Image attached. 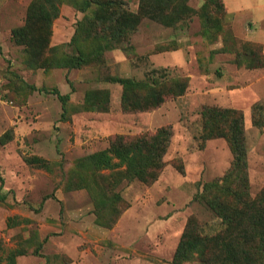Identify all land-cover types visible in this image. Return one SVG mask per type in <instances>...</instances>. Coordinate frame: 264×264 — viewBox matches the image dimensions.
<instances>
[{
    "label": "rangeland",
    "instance_id": "obj_1",
    "mask_svg": "<svg viewBox=\"0 0 264 264\" xmlns=\"http://www.w3.org/2000/svg\"><path fill=\"white\" fill-rule=\"evenodd\" d=\"M31 1L0 0V78L13 98L12 104L0 102V243L6 250L27 251L17 264H173L191 217L204 234L223 226L197 197L233 159L225 138L203 140L204 106L244 112L251 194L264 186V66L248 64L252 44L261 45L264 56L263 43L249 37L259 29L255 16L234 19L224 0H187L193 12L177 27L144 18L128 42L115 44L98 63L45 70L29 67L24 45L12 39V29L26 22ZM125 1L137 10L139 0ZM205 13L212 17L208 32ZM84 15L63 3L50 44L70 42ZM65 49L73 51L70 45ZM153 68H164L159 75L188 76L187 91L149 110H124L123 86L109 77L143 79ZM14 73L38 87L69 92L67 116L62 117L56 94L29 92ZM90 89L106 90L107 110L83 108ZM157 134L165 144L164 165L155 181L102 171L106 191L121 194L128 206L114 225L100 224L90 192L66 189L70 170L77 159L113 140ZM34 155L48 159L50 168L28 164L25 158Z\"/></svg>",
    "mask_w": 264,
    "mask_h": 264
},
{
    "label": "trees",
    "instance_id": "obj_2",
    "mask_svg": "<svg viewBox=\"0 0 264 264\" xmlns=\"http://www.w3.org/2000/svg\"><path fill=\"white\" fill-rule=\"evenodd\" d=\"M211 1L206 0V3ZM65 2L73 4L85 15L78 21L70 42L51 45L53 24ZM191 10L187 0H139L136 11L131 10L125 0H32L26 22L12 29V39L24 45L26 63L31 68H82L103 60L105 52L113 49L115 44L128 42L142 19L149 18L165 26L177 27L192 14L189 13ZM210 18L211 13L204 14L205 32H208ZM67 45L73 47L72 52L65 49ZM252 45L254 48L249 51L248 64L264 66L262 46ZM163 69L153 68L143 79L109 77L123 86L121 103L124 110H149L160 106L168 97H177L187 91L188 76L159 75ZM14 75L29 92L40 90L56 94L62 102V117L67 116L69 92L62 93L57 87L52 90L38 87L17 73ZM3 88L6 90L4 80ZM8 98L13 101L10 96ZM83 108L107 110L109 95L106 90L87 91ZM201 114L203 140L223 137L233 154L225 174L206 182L203 191L197 195L221 218L223 226L214 234H204L198 220L191 217L172 263L264 264V186L256 195L251 194L244 112L232 107L204 106ZM164 144V137L158 134L151 139L129 142L113 140L110 146L77 159L69 172L66 189L86 188L93 198L97 221L112 226L128 204L121 194L106 191L105 173L102 171L114 172L116 178L121 174L124 178L153 182L164 165L160 161ZM25 160L28 164L46 168L51 165L48 159L36 155ZM26 253L22 247L6 250L0 243V264H17V258Z\"/></svg>",
    "mask_w": 264,
    "mask_h": 264
},
{
    "label": "crops",
    "instance_id": "obj_3",
    "mask_svg": "<svg viewBox=\"0 0 264 264\" xmlns=\"http://www.w3.org/2000/svg\"><path fill=\"white\" fill-rule=\"evenodd\" d=\"M224 2L226 3L228 15H232L234 19H238L242 14H253L255 16L256 19L253 21L259 26V29L255 30L254 33H250L249 37L256 38L264 45V28L262 26L264 22V0H224Z\"/></svg>",
    "mask_w": 264,
    "mask_h": 264
},
{
    "label": "built area",
    "instance_id": "obj_4",
    "mask_svg": "<svg viewBox=\"0 0 264 264\" xmlns=\"http://www.w3.org/2000/svg\"><path fill=\"white\" fill-rule=\"evenodd\" d=\"M6 90L3 88V79L0 78V102L4 104H12V100L6 97Z\"/></svg>",
    "mask_w": 264,
    "mask_h": 264
}]
</instances>
